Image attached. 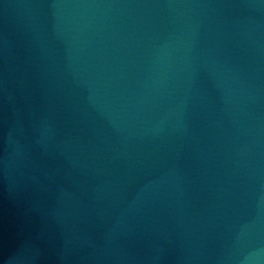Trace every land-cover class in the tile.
I'll use <instances>...</instances> for the list:
<instances>
[{
    "label": "water",
    "instance_id": "water-1",
    "mask_svg": "<svg viewBox=\"0 0 264 264\" xmlns=\"http://www.w3.org/2000/svg\"><path fill=\"white\" fill-rule=\"evenodd\" d=\"M0 264H264V0H0Z\"/></svg>",
    "mask_w": 264,
    "mask_h": 264
}]
</instances>
